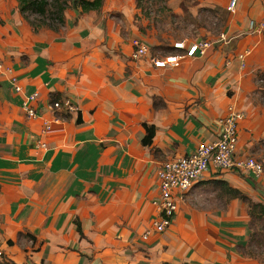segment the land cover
<instances>
[{
	"label": "crops",
	"instance_id": "1",
	"mask_svg": "<svg viewBox=\"0 0 264 264\" xmlns=\"http://www.w3.org/2000/svg\"><path fill=\"white\" fill-rule=\"evenodd\" d=\"M108 1L66 13L58 31H34L16 0H0V254L15 264H261L243 250L246 204L214 199L209 185L226 181L263 202L264 171L209 172L174 190L178 208L163 231L154 222L157 170L215 141L229 107L242 112L238 152L264 162L255 79L264 72V27L249 28L264 22V0H236L233 11L230 0H167L175 12L211 13L184 41L214 44L163 67L154 59L180 52L174 42L153 36L136 0ZM134 39L147 46L141 58L131 56ZM34 92L37 114L28 117ZM65 98L74 111L51 109ZM144 124L154 126L149 145Z\"/></svg>",
	"mask_w": 264,
	"mask_h": 264
},
{
	"label": "built area",
	"instance_id": "2",
	"mask_svg": "<svg viewBox=\"0 0 264 264\" xmlns=\"http://www.w3.org/2000/svg\"><path fill=\"white\" fill-rule=\"evenodd\" d=\"M236 0H230L227 5L228 11H233ZM264 27V22H249L250 30L258 31ZM226 39L224 33L220 34V40ZM214 44L208 39H196L194 41H175L173 48L180 50L177 53H170L163 58H155L154 64L163 67L167 64L178 65L186 57L203 56ZM132 58L137 59L144 56L147 46L137 39L132 41ZM1 66V63H0ZM19 90V86H16ZM38 96L37 92L31 94L24 102V108L28 117L36 116L37 112L29 105ZM51 109L74 111L75 106L69 99L56 100L50 103ZM62 119L56 117V119ZM242 119V112L229 107L227 113L219 119V134L215 141L197 145L196 149L187 155L169 159L161 164L156 176L159 183V198L156 201L159 218L154 222L157 232L163 231L177 211V203L174 197V190L184 192L189 190L198 180L202 179L209 171H237L243 174L252 175L258 178L264 171L263 163L253 156L238 152V124ZM48 126L41 130L46 134ZM41 146H44L41 143ZM148 235L145 232L144 238Z\"/></svg>",
	"mask_w": 264,
	"mask_h": 264
},
{
	"label": "trees",
	"instance_id": "3",
	"mask_svg": "<svg viewBox=\"0 0 264 264\" xmlns=\"http://www.w3.org/2000/svg\"><path fill=\"white\" fill-rule=\"evenodd\" d=\"M68 0H17L18 2V10L25 17L27 12L38 14L40 16H45L47 13L54 15L53 22H56L54 27H45L54 31H58L65 23V17L67 10L70 7V11H74L72 16L75 13L83 14L88 13L90 11H98L101 9L104 0H71L70 7L67 8ZM137 3V2H136ZM54 7V12L51 10ZM71 14V12H70ZM27 20V19H26ZM32 29L37 31L41 28H44L46 25L33 24L29 22ZM173 47V46H172ZM255 79L257 82V90L261 93V96L264 100V72H259L255 75ZM145 135L142 138L143 145H149L152 142V138L154 136V126L144 124ZM210 173L217 174L221 171H209ZM208 172V173H209ZM199 181V180H198ZM211 182H209L210 184ZM211 190H214V199L222 200L224 203L229 199L238 198L241 202L246 204V212L248 215V227H249V235L247 240L246 248L243 249L244 253L254 258H261V252L264 251V201H254L252 200L246 193L238 188H234L228 185L226 181L215 180L212 184L209 185ZM208 187V188H209ZM77 231L81 236L83 233L80 229L78 223H76ZM264 257V255H263ZM5 262H1L0 264H15L10 259L5 258ZM163 264H175L170 262H164ZM179 264H191L189 262H181Z\"/></svg>",
	"mask_w": 264,
	"mask_h": 264
},
{
	"label": "rangeland",
	"instance_id": "4",
	"mask_svg": "<svg viewBox=\"0 0 264 264\" xmlns=\"http://www.w3.org/2000/svg\"><path fill=\"white\" fill-rule=\"evenodd\" d=\"M17 1V0H16ZM54 1V0H49ZM67 8L71 5V0L67 1ZM136 5L140 8V12L147 21V27L152 30L153 36L162 38L164 43L166 41L175 42L180 40H185L190 37H197L199 35V30L203 27L202 25L206 24V21L209 20L211 13L207 11H202L197 8V11L194 12L190 9L182 10L181 12H175L173 8L168 5L167 0H136ZM110 3V0L108 1ZM18 4V2H17ZM70 9L73 10L72 7ZM67 10V13H72L74 11ZM54 12V7L51 10ZM119 15V13H117ZM24 19L29 23L46 25L44 27H54L56 22H53L54 15L47 13L45 16H40L38 14L27 12ZM211 25V24H210ZM64 26V25H63ZM62 26V27H63ZM61 27V28H62ZM158 51L164 50L166 45L162 44L159 47ZM261 94V93H260ZM261 157L264 161V140H262V147L260 149ZM264 165V162H263ZM246 253V252H245ZM261 258H256L261 264H264V251L261 252ZM5 257L0 254V263L5 262Z\"/></svg>",
	"mask_w": 264,
	"mask_h": 264
}]
</instances>
